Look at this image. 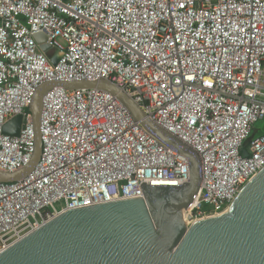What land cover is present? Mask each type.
<instances>
[{
  "label": "built area",
  "instance_id": "1",
  "mask_svg": "<svg viewBox=\"0 0 264 264\" xmlns=\"http://www.w3.org/2000/svg\"><path fill=\"white\" fill-rule=\"evenodd\" d=\"M102 80L199 155L193 222L225 213L264 170V134L247 143L264 119V0H0V171L33 159L42 85ZM18 116L20 136L4 134ZM41 134L34 172L0 183V254L71 210L190 181L189 158L103 90L53 88Z\"/></svg>",
  "mask_w": 264,
  "mask_h": 264
},
{
  "label": "water",
  "instance_id": "2",
  "mask_svg": "<svg viewBox=\"0 0 264 264\" xmlns=\"http://www.w3.org/2000/svg\"><path fill=\"white\" fill-rule=\"evenodd\" d=\"M43 52L51 47L36 37ZM62 55L52 59L58 64ZM55 87L99 89L116 96L135 121L190 160V181L180 187H145V199H129L71 210L29 234L0 254V264H264V170L219 216L184 224L202 186L197 153L146 118L141 108L112 83L49 82L35 93L29 112L35 152L16 173L0 171V183H15L34 172L41 160L44 98ZM23 116L11 120L4 134L19 137Z\"/></svg>",
  "mask_w": 264,
  "mask_h": 264
},
{
  "label": "rangeland",
  "instance_id": "3",
  "mask_svg": "<svg viewBox=\"0 0 264 264\" xmlns=\"http://www.w3.org/2000/svg\"><path fill=\"white\" fill-rule=\"evenodd\" d=\"M255 135L260 136L264 134V119L260 120L256 125H255ZM194 222L190 219V215L187 216L186 218V227L187 229L193 224Z\"/></svg>",
  "mask_w": 264,
  "mask_h": 264
},
{
  "label": "trees",
  "instance_id": "4",
  "mask_svg": "<svg viewBox=\"0 0 264 264\" xmlns=\"http://www.w3.org/2000/svg\"><path fill=\"white\" fill-rule=\"evenodd\" d=\"M254 132H255V130H254ZM254 132L252 133V135H251V137L249 138V140H248L247 143L251 142V141L256 137V135H255Z\"/></svg>",
  "mask_w": 264,
  "mask_h": 264
},
{
  "label": "bare ground",
  "instance_id": "5",
  "mask_svg": "<svg viewBox=\"0 0 264 264\" xmlns=\"http://www.w3.org/2000/svg\"><path fill=\"white\" fill-rule=\"evenodd\" d=\"M187 216H188V214H187ZM187 216L185 217V219H184V224L186 225V218H187ZM194 224H196V222H194L187 230H189L192 226H194Z\"/></svg>",
  "mask_w": 264,
  "mask_h": 264
}]
</instances>
